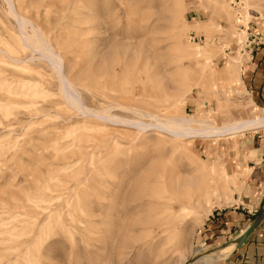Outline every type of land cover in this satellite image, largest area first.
Listing matches in <instances>:
<instances>
[{
	"label": "rangeland",
	"instance_id": "374dc122",
	"mask_svg": "<svg viewBox=\"0 0 264 264\" xmlns=\"http://www.w3.org/2000/svg\"><path fill=\"white\" fill-rule=\"evenodd\" d=\"M11 2L86 109L143 126L264 116L240 79L264 0ZM9 11L0 0V264H185L211 252L199 232L238 203L248 172L237 160L249 159L236 150L264 128L177 139L84 116Z\"/></svg>",
	"mask_w": 264,
	"mask_h": 264
},
{
	"label": "crops",
	"instance_id": "0c3cea01",
	"mask_svg": "<svg viewBox=\"0 0 264 264\" xmlns=\"http://www.w3.org/2000/svg\"><path fill=\"white\" fill-rule=\"evenodd\" d=\"M262 25L255 20L249 22L246 29ZM245 54L247 57L243 58L240 65L241 83L254 105L264 109V46ZM236 151L239 158L249 159L243 163L237 160L236 169L240 170L237 174L243 175L246 170L248 173L243 177L239 196H235L234 200L238 203L230 208L214 210L208 219L207 228L199 232L203 236L202 242L208 246L205 248H223L231 244L254 220L251 212L256 210L257 213L264 205V134L256 138L243 135ZM229 157L234 159L232 154ZM219 264H264V213L257 228Z\"/></svg>",
	"mask_w": 264,
	"mask_h": 264
},
{
	"label": "bare ground",
	"instance_id": "6f19581e",
	"mask_svg": "<svg viewBox=\"0 0 264 264\" xmlns=\"http://www.w3.org/2000/svg\"><path fill=\"white\" fill-rule=\"evenodd\" d=\"M5 1L8 3L9 10L12 12L11 15L14 17V19L16 20L19 26V31L21 33L19 34L21 36V42L31 47L32 50L35 49L36 52L39 51L40 53H42L44 59L47 57L46 59L50 60V63L55 69V72L59 78L58 80L59 86H60L59 89L62 92V95H63L62 97L66 99L67 103H69L73 108L75 107V109L84 116L85 115L90 116L100 121H112L113 123H121V124L124 123V125L125 124L135 125L139 129V131L146 129V127H154V128H157L159 130L166 132L167 134L177 139H180V138L193 139V138H199V137L219 138V137H225V136H232L237 133L248 131V130H256L258 128H264V116L263 117L255 116V117H250L247 119H239V120L233 121L232 123L224 124L219 127H214L210 124H207L203 119L196 120L195 118H189V117H181L180 119L171 118L169 120H166L165 122H163L162 120V124L149 125V126L145 124V126H143L142 124H137L133 121L127 123L128 121L125 122L124 120L121 121L118 119H113L112 117L106 116L108 114H105L103 112L102 113L105 115H103L102 113H98L99 111L97 112V111H93L90 109H86L81 106L80 102L78 101L79 99L77 97V94L75 93L70 83L68 82L67 78L64 76L63 72L61 71V63H60L61 61L57 59L58 56L56 55L57 56L56 57L50 54L51 47L49 48L48 45L42 41L41 36L38 34L37 31H33V33L31 32L32 34L30 36L23 31L24 25L27 24V20H25L26 18L25 17H24L25 19L20 18L18 15H16L12 7L13 5H12L11 0H5ZM44 54L46 55V57L44 56ZM155 120H158V119L155 118ZM159 121L160 120H158L157 122ZM192 123H198V127L195 125H192L197 128H191L190 124ZM207 196L208 194L205 192L204 199H206ZM233 248H234V244L231 243L211 253H201V255H198L195 258V260L190 262L189 264H219L223 262L227 256L230 255ZM199 251L200 250H197L196 252H194V255H196Z\"/></svg>",
	"mask_w": 264,
	"mask_h": 264
},
{
	"label": "built area",
	"instance_id": "2783aa9c",
	"mask_svg": "<svg viewBox=\"0 0 264 264\" xmlns=\"http://www.w3.org/2000/svg\"><path fill=\"white\" fill-rule=\"evenodd\" d=\"M260 16H257L255 20L260 21L263 25L256 28V27H249L246 29V42L243 47L244 54L246 52H252L254 49L264 46V12ZM260 18V20H259ZM254 20V21H255ZM198 42L201 41V38L197 39ZM242 54V55H244ZM256 210H253L251 214H255Z\"/></svg>",
	"mask_w": 264,
	"mask_h": 264
},
{
	"label": "water",
	"instance_id": "95a60500",
	"mask_svg": "<svg viewBox=\"0 0 264 264\" xmlns=\"http://www.w3.org/2000/svg\"><path fill=\"white\" fill-rule=\"evenodd\" d=\"M263 213H264V205L257 212L254 220L248 226V228L232 242L234 244V248H238L248 238V236L257 228V226L259 225V223L261 221ZM218 249H220V248L212 249L211 252L216 251ZM211 252H208V253H211ZM196 257L197 256L194 255L190 262L194 261ZM190 262H186L185 264H189Z\"/></svg>",
	"mask_w": 264,
	"mask_h": 264
}]
</instances>
